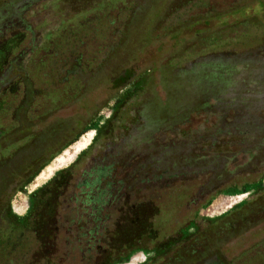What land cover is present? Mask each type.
Here are the masks:
<instances>
[{
  "label": "trees",
  "instance_id": "16d2710c",
  "mask_svg": "<svg viewBox=\"0 0 264 264\" xmlns=\"http://www.w3.org/2000/svg\"><path fill=\"white\" fill-rule=\"evenodd\" d=\"M37 1L0 10L2 264H114L153 247L147 264L171 253L174 237L187 242L178 260L197 258L196 234L183 233L197 212L264 179V33L234 54L167 62L164 99L149 74L126 75L153 33L174 37L258 0H65L47 36L24 14ZM194 9L203 11L186 17ZM116 98L100 149L56 171L16 215L15 195ZM247 204L220 236L259 218L264 187Z\"/></svg>",
  "mask_w": 264,
  "mask_h": 264
},
{
  "label": "rangeland",
  "instance_id": "374dc122",
  "mask_svg": "<svg viewBox=\"0 0 264 264\" xmlns=\"http://www.w3.org/2000/svg\"><path fill=\"white\" fill-rule=\"evenodd\" d=\"M10 1L20 6L25 0H0V10L3 4H7ZM210 1H224L223 3H227L233 0ZM62 3H65V0H39L26 8L24 14H26L27 18L33 19L41 34L47 36L49 32L59 28L61 22L58 20L60 15L58 9ZM70 3H65V7L68 10H70ZM199 11L203 10H190L186 13V17L197 14ZM243 27H246L245 31L242 30ZM261 33H264V0H258L252 5L231 10L208 21L193 24L174 37L166 36L163 31H159L152 34L150 42L130 64L126 78L129 77L128 79H130L139 73L149 74L153 84L156 86L155 90L157 94L161 99H164V93L160 91L158 86V83L162 79L161 68L164 64L167 62L185 64L187 61L208 53L234 54L237 49L254 48L255 44L253 40L257 39L259 41L260 37H262ZM240 34L242 35L240 36ZM130 89L133 90V87ZM119 101V98L111 101L99 113L94 123L91 124L92 126L84 130L74 142L55 155L46 166L58 158L66 160L64 164L41 177V173L45 171V167L30 185L28 184L21 192L15 195L11 202V208L16 215L24 216L28 209L31 193L45 184L53 173L70 167L83 152H87L85 157H83V161H87L91 155L100 149L104 143V138L96 139V135L105 125L106 120L110 118ZM67 155L70 156L68 161L65 157ZM263 187L264 179L255 190L250 189L231 195L220 194L197 212V218L192 224L186 226L183 231L186 235L196 234L195 240L199 244L198 248L204 252L203 254H199L197 258L190 259L184 256L178 260L174 252L176 250L179 251V249L183 250L187 242L186 240L182 241V239L176 241L174 237L171 243V253L162 259L153 263H150V261L147 264H164L163 261L167 260L168 257L171 258L170 264H264V212L255 221L248 220L244 223H239L235 226L234 230L231 229L228 232L225 231L223 235H219L222 220L230 221L229 219L233 217L238 219V216L247 212V203L251 202ZM168 237L159 239L156 244L159 246ZM201 244L218 245V253H215V251L207 252V249L211 250L212 246H205L202 249ZM154 255L155 251L153 247L148 250H137L127 258L120 259L114 264H145L146 260ZM5 259L7 258L0 255V264Z\"/></svg>",
  "mask_w": 264,
  "mask_h": 264
},
{
  "label": "bare ground",
  "instance_id": "6f19581e",
  "mask_svg": "<svg viewBox=\"0 0 264 264\" xmlns=\"http://www.w3.org/2000/svg\"><path fill=\"white\" fill-rule=\"evenodd\" d=\"M93 134V133H92ZM90 142V141H89ZM77 146V145H76ZM85 146V145H84ZM75 148V147H74ZM78 148V147H77ZM81 148V147H80ZM67 161L70 159V156H65ZM64 157V158H65ZM66 162V160H64L63 158H58L55 159V161L53 163H51L50 165L46 166L45 171L41 173V177H44L46 175V173H48L49 171L56 169L58 167H60V165L64 164Z\"/></svg>",
  "mask_w": 264,
  "mask_h": 264
},
{
  "label": "water",
  "instance_id": "95a60500",
  "mask_svg": "<svg viewBox=\"0 0 264 264\" xmlns=\"http://www.w3.org/2000/svg\"><path fill=\"white\" fill-rule=\"evenodd\" d=\"M93 135H94V134H93ZM78 153H79V152H78ZM78 153H77V154H78ZM45 167H46V165L40 170V172H41ZM40 172H39V173H40ZM39 173H38V174H39ZM38 174H37V175H38ZM53 174H54V173H53ZM53 174H52V175H53ZM37 175H36V176H37ZM52 175H51V176H52ZM51 176H50L47 180H49V179L51 178ZM34 179H35V178H34ZM34 179H33V180H34ZM47 180H45V181H47ZM32 182H33V181H32ZM32 182H31V183H32ZM42 182H44V181H42ZM29 185H30V184H29Z\"/></svg>",
  "mask_w": 264,
  "mask_h": 264
}]
</instances>
